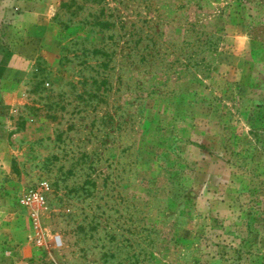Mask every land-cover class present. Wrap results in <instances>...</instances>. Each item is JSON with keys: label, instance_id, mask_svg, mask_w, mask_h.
<instances>
[{"label": "rangeland", "instance_id": "1", "mask_svg": "<svg viewBox=\"0 0 264 264\" xmlns=\"http://www.w3.org/2000/svg\"><path fill=\"white\" fill-rule=\"evenodd\" d=\"M19 3L0 264H264V0Z\"/></svg>", "mask_w": 264, "mask_h": 264}, {"label": "crops", "instance_id": "2", "mask_svg": "<svg viewBox=\"0 0 264 264\" xmlns=\"http://www.w3.org/2000/svg\"><path fill=\"white\" fill-rule=\"evenodd\" d=\"M20 6L19 0H12V3L0 0V15L5 10L10 11L12 22L18 25L12 34H0V168L5 171L10 168L14 157V150L9 143L15 134L10 133L13 128L10 120L14 113L13 103L5 98L12 96L15 90L9 84L5 85V82L32 66L39 49H46L44 33L52 26L51 12L46 14V10L37 9L30 3L26 4V8L24 6L21 9ZM38 24L40 28L37 27Z\"/></svg>", "mask_w": 264, "mask_h": 264}, {"label": "built area", "instance_id": "3", "mask_svg": "<svg viewBox=\"0 0 264 264\" xmlns=\"http://www.w3.org/2000/svg\"><path fill=\"white\" fill-rule=\"evenodd\" d=\"M35 196H38L37 194H35Z\"/></svg>", "mask_w": 264, "mask_h": 264}]
</instances>
